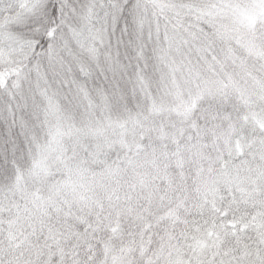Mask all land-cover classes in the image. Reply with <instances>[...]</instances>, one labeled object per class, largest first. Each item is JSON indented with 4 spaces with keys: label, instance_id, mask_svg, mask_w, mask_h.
I'll return each mask as SVG.
<instances>
[{
    "label": "snow or ice",
    "instance_id": "6c2138e0",
    "mask_svg": "<svg viewBox=\"0 0 264 264\" xmlns=\"http://www.w3.org/2000/svg\"><path fill=\"white\" fill-rule=\"evenodd\" d=\"M0 264H264V0H0Z\"/></svg>",
    "mask_w": 264,
    "mask_h": 264
}]
</instances>
